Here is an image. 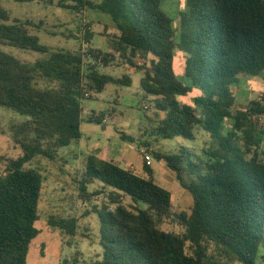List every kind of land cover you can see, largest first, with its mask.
Segmentation results:
<instances>
[{
    "label": "trees",
    "instance_id": "obj_1",
    "mask_svg": "<svg viewBox=\"0 0 264 264\" xmlns=\"http://www.w3.org/2000/svg\"><path fill=\"white\" fill-rule=\"evenodd\" d=\"M15 1L76 13L95 9L111 17L118 34L109 52L51 50L31 32L32 22L11 23L0 0V132L2 109L25 117L9 127L22 154L0 155V264H27L40 233L35 223L45 177L29 165L38 157L55 160L61 148L79 141L84 120L104 123L95 112L83 118L87 90L132 85L128 75L100 71L117 59L142 73L141 89L155 97V109L164 114L153 132L160 140L197 141L200 128L209 141L200 153L186 146L153 152L192 195L190 212L174 210L171 191L157 182L152 167L145 164L138 176L88 156L79 191L88 199L105 195L89 211L99 216L103 248L93 264H260V257L264 264V97L237 108L234 93L242 77L264 76V0H187V11L178 16L179 39L162 0ZM85 31L90 44L93 34ZM5 45L45 57L24 62ZM178 51L185 54L184 77L201 91L195 105L178 100L191 91L174 71ZM145 145L152 144L140 147ZM96 182L103 190L89 192ZM49 225L74 236L77 220L52 217Z\"/></svg>",
    "mask_w": 264,
    "mask_h": 264
},
{
    "label": "rangeland",
    "instance_id": "obj_2",
    "mask_svg": "<svg viewBox=\"0 0 264 264\" xmlns=\"http://www.w3.org/2000/svg\"><path fill=\"white\" fill-rule=\"evenodd\" d=\"M2 5L11 13V23L32 22L31 32L39 37L41 44L51 50L87 52L89 47H92L109 52L112 49V41L118 34L111 17L95 9L86 8L76 13L39 1L2 0ZM161 7L174 19L173 25L179 39L178 16L187 11V0H162ZM85 26L93 34L90 44L85 43ZM2 49L24 62H34L45 57L40 52L8 45L2 46ZM184 68L185 54L178 51L174 60L175 74L181 82L191 86L189 94L179 96L178 100L182 104L195 105V98L201 95V91L190 79L184 77ZM100 71L118 78L128 75L132 79V85L110 84L100 93L87 90L90 97L82 101L83 118L86 119L89 114L95 112L96 115L104 116V123H89L84 120L81 124L82 138L79 141L61 148L55 160L38 157L29 165L40 169L45 182L39 203L40 219L35 223L40 233L31 243L27 264H93L101 259L103 248L100 245V219L98 214L89 211L93 205L102 204L105 195L88 199L81 194L78 186L89 155H100L106 160L127 165L129 169L133 166L143 167L141 173H144L145 162L139 152L141 143L146 144L149 141L152 144L149 149L154 157V151L173 152L180 146L195 148V151L200 153L203 142L209 141V136L200 128L197 141L184 138L160 140L153 132L164 114L155 109V97L141 89L142 73L121 59L115 60L108 67H100ZM234 93L237 96V108L246 107L252 99H261L264 97V76L242 77L235 86ZM1 117L0 155L18 157L22 154V149L13 142L9 127L13 121H21L25 117L8 109L1 110ZM262 120L264 121V118ZM123 135L129 136L131 140H124ZM152 168L157 182L171 191L174 210L190 212L193 197L179 185L175 174L156 160ZM2 171L3 166L0 165V174ZM95 190H103L100 182L89 186V192ZM123 202L127 205L131 203L129 198H125ZM52 217L76 219L75 235L52 228L49 225ZM261 255H264L263 250ZM259 263H263L261 257Z\"/></svg>",
    "mask_w": 264,
    "mask_h": 264
},
{
    "label": "built area",
    "instance_id": "obj_3",
    "mask_svg": "<svg viewBox=\"0 0 264 264\" xmlns=\"http://www.w3.org/2000/svg\"><path fill=\"white\" fill-rule=\"evenodd\" d=\"M88 98L90 97V94L89 93H85V98ZM150 149L149 147H146V146H142L139 148V152L140 154L142 155L143 159H144V162L147 166L149 167H152L153 166V162H154V157L151 155L150 153Z\"/></svg>",
    "mask_w": 264,
    "mask_h": 264
},
{
    "label": "crops",
    "instance_id": "obj_4",
    "mask_svg": "<svg viewBox=\"0 0 264 264\" xmlns=\"http://www.w3.org/2000/svg\"><path fill=\"white\" fill-rule=\"evenodd\" d=\"M98 157L104 159V158H103L102 156H100V155H98ZM104 160H106V159H104ZM107 161H109V160H107ZM110 161H112L114 164L119 165L120 167H122V168H124V169H126V170H131V171H133L134 174H136V175H138V176H143V173H141L143 167H141V168H137V167H135V168H136V170H135V168H134V166H133L131 169H129L127 165H122V164H120L119 162H116V161H114V160H110ZM162 164H163V163H162ZM139 171H140V172H139Z\"/></svg>",
    "mask_w": 264,
    "mask_h": 264
}]
</instances>
